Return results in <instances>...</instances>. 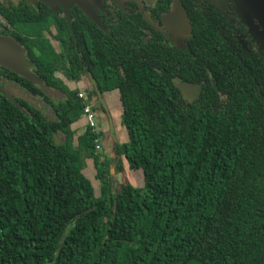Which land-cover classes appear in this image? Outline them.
Returning <instances> with one entry per match:
<instances>
[{
	"label": "trees",
	"instance_id": "trees-1",
	"mask_svg": "<svg viewBox=\"0 0 264 264\" xmlns=\"http://www.w3.org/2000/svg\"><path fill=\"white\" fill-rule=\"evenodd\" d=\"M125 2L102 0L100 25L83 13L71 28L25 22L32 71L56 92L0 65V83L27 98L0 93V264H264L263 55H244L197 14L185 49L150 42L149 18ZM88 72L84 100L64 79ZM179 81L200 84L199 97L184 99ZM114 89L127 140L97 196L83 166L100 160L99 132L86 127L74 145L72 124ZM122 156L142 187L111 182Z\"/></svg>",
	"mask_w": 264,
	"mask_h": 264
},
{
	"label": "flooded vegetation",
	"instance_id": "flooded-vegetation-1",
	"mask_svg": "<svg viewBox=\"0 0 264 264\" xmlns=\"http://www.w3.org/2000/svg\"><path fill=\"white\" fill-rule=\"evenodd\" d=\"M63 1L67 4L66 8L64 7L62 0H51V3L45 2L43 0H0V35L11 36L21 43V45L25 48L26 58L30 60L27 47L23 43V40L29 37V34L31 33L30 29L25 26L26 21H35L39 19H65L68 26L71 28L72 19L78 17L82 13L88 16L82 7L79 6L77 0ZM87 1L99 21L101 18H104V8L103 4L101 3L102 0ZM112 1L117 4V6L114 5L115 8H117L118 5L119 8H121L123 0ZM124 2L126 4L125 7L132 14L133 18L138 16L142 17V15H147V18H149L150 42L166 44L176 48L177 50H182L187 47L186 39L190 35V31L189 35L187 36L175 35L165 26L166 20L174 16H178L179 8L184 11L182 7L183 4L188 14V18L190 17L191 19L192 17L196 16V14L199 16L203 15L205 18L209 19L211 25H213V27L218 30L219 35L222 36V39L225 42L229 44L235 43L236 48L241 50L244 55L247 56L248 54H254L255 52H258L264 57V52L257 45L255 36V33L260 28H264L259 25V22L256 19H253L251 23L253 25L252 27L248 25L237 12L233 0H191L187 3H182L180 0H124ZM193 19L194 18H192V20ZM190 25L191 24L189 23V30ZM49 28L51 30L50 32L52 33H50L47 29L44 30V33L57 48V41L52 38V34L55 33L56 28L53 24L50 25ZM158 45L155 47H158ZM149 46L150 45H147L146 48ZM31 63L32 64L30 68L32 70L33 62L31 61ZM88 73L84 77H87L90 87L85 89L76 88L78 90L77 96L79 92H82L83 97L80 99L84 100L87 97L86 91L93 89V85L89 80ZM198 97L199 96H197L195 99ZM97 98L101 100L102 93L100 97L97 95ZM86 104L91 107L90 102H87Z\"/></svg>",
	"mask_w": 264,
	"mask_h": 264
},
{
	"label": "rangeland",
	"instance_id": "rangeland-1",
	"mask_svg": "<svg viewBox=\"0 0 264 264\" xmlns=\"http://www.w3.org/2000/svg\"><path fill=\"white\" fill-rule=\"evenodd\" d=\"M264 28V27H263ZM257 45L264 52V29H259L256 33ZM90 80V78H89ZM65 83L69 85L70 88L85 89L90 87V83L87 77H82L79 80H65ZM92 84V83H91ZM102 100L103 104H98L93 96L90 104L95 116L96 127L99 132V144L100 148L97 149L99 153V161L95 164L93 158H84L83 172L92 181L95 195L99 196L102 194L101 190L103 184L107 182L108 177L104 176L103 171H105V163L110 157L114 155L111 153L114 145H121L127 140V131L122 123V106L119 98V92L114 89L110 91H103ZM63 97V94H60ZM86 122L85 117H81L76 122L74 126H78L79 129ZM110 123L114 131L115 140L111 136ZM112 154V155H111ZM121 169L111 173V182L114 185H118L122 182H128L135 187L143 186V176L141 169H132L125 157L121 160ZM99 173V176H97ZM106 197L109 196L108 192H105Z\"/></svg>",
	"mask_w": 264,
	"mask_h": 264
},
{
	"label": "water",
	"instance_id": "water-1",
	"mask_svg": "<svg viewBox=\"0 0 264 264\" xmlns=\"http://www.w3.org/2000/svg\"><path fill=\"white\" fill-rule=\"evenodd\" d=\"M45 2L51 3V0H43ZM237 9V12L241 18L251 27L253 19L259 22L261 27H264V0H233ZM79 6L82 7L84 12L97 24H100L99 19L92 10L90 4L87 0H77ZM64 7L66 8V3L62 0ZM69 21V20H68ZM165 26L170 32L175 35L187 36L189 35V23L184 11L179 8L178 16H174L165 21ZM31 61L26 58L25 48L16 39L11 36L0 35V65L27 78L34 84L39 85L42 91L46 92H56L46 87L42 79L31 70ZM88 76L90 81L95 88V78L92 73L89 72ZM177 86L184 99L188 101H193L201 93V87L198 84H193L190 81H180ZM0 93L6 98L11 100L13 103L16 101L13 99L12 94H19L23 98L27 99L21 94L18 88L12 85H5L0 83ZM97 95L100 97L101 91H97ZM101 103L103 100L101 98ZM110 130L113 135L112 125L110 123Z\"/></svg>",
	"mask_w": 264,
	"mask_h": 264
},
{
	"label": "built area",
	"instance_id": "built-area-1",
	"mask_svg": "<svg viewBox=\"0 0 264 264\" xmlns=\"http://www.w3.org/2000/svg\"><path fill=\"white\" fill-rule=\"evenodd\" d=\"M78 97L79 98H82L83 97V93L82 92H79L78 93ZM83 116L85 117L86 119V124L87 126L90 128V130L94 133H97L98 130H97V127H96V121H95V116H94V113H93V110L91 109V107L88 105V104H85L83 106ZM99 138L98 137H95L94 138V142L96 144V148L99 149L100 148V144L98 142Z\"/></svg>",
	"mask_w": 264,
	"mask_h": 264
},
{
	"label": "crops",
	"instance_id": "crops-1",
	"mask_svg": "<svg viewBox=\"0 0 264 264\" xmlns=\"http://www.w3.org/2000/svg\"><path fill=\"white\" fill-rule=\"evenodd\" d=\"M76 122V121H75ZM86 126H87V124H86V122H84V124H83V126H81V128L79 129V127L77 126H74V123L72 124V128L75 130V135H74V139H73V144L74 145H76V139H77V136L78 135H80L83 131H84V129L86 128ZM114 132V131H113ZM111 136H112V138H113V140H115V135H114V133H113V135H112V133H111ZM111 153L114 155V152H113V149H112V151H111ZM99 154V153H98ZM111 154V155H112ZM122 157H124V156H122ZM86 158H91V157H86ZM85 158V159H86ZM113 157H110L109 159H112ZM122 159V158H121ZM109 169H110V172L111 173H113V171H114V166L113 165H110L109 166ZM117 172V171H116Z\"/></svg>",
	"mask_w": 264,
	"mask_h": 264
}]
</instances>
